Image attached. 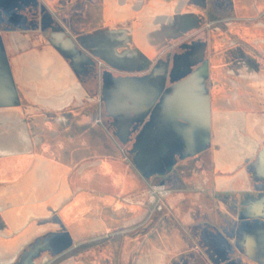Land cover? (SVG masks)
Masks as SVG:
<instances>
[{
    "label": "crops",
    "instance_id": "0c3cea01",
    "mask_svg": "<svg viewBox=\"0 0 264 264\" xmlns=\"http://www.w3.org/2000/svg\"><path fill=\"white\" fill-rule=\"evenodd\" d=\"M263 7L262 0H82L72 34L56 29L43 44L32 41V27L45 22L6 6L0 264L37 240L59 251L75 237L138 227L150 182L175 191L169 204L187 201L189 182L177 169L201 146L210 166L199 186L214 196L200 232L208 263L264 264V65L249 62L264 49ZM10 15L17 27L8 26ZM213 23L220 31L208 30ZM199 33L201 42L181 55V40H200ZM213 42L226 52L223 61L196 69ZM96 104L104 115H94ZM232 242L242 254H229ZM38 251L19 264H34ZM156 259L163 264L165 254Z\"/></svg>",
    "mask_w": 264,
    "mask_h": 264
},
{
    "label": "rangeland",
    "instance_id": "374dc122",
    "mask_svg": "<svg viewBox=\"0 0 264 264\" xmlns=\"http://www.w3.org/2000/svg\"><path fill=\"white\" fill-rule=\"evenodd\" d=\"M80 1L82 0H65V3L69 6L66 7L64 5L65 7H62L63 0H0V9L3 7L7 9L6 6H9V10H11L13 8L10 6H12L14 7L13 10L16 11V9L21 6L24 8L23 12L20 13L21 17L25 16L26 19L32 20V23L41 22V24H43V22H45L44 27L41 29L37 28L39 24L38 26L32 27V41H41L43 44H45L50 42V36L56 29H60L63 33L70 36L72 34V29L77 28L78 19L76 12L77 5H79ZM12 16L10 15L9 17L11 23H8V26L12 28L17 27L18 25H16V15L14 18ZM260 17L264 21V7L262 8ZM81 26V28H88L90 23H83ZM210 27H212L213 31L216 29L218 31L219 28L221 29L222 25L220 23H213L212 25H209V31ZM6 28L7 24L2 22L0 19V33ZM195 38H200V40H181L179 43L180 49L182 51L181 55L187 53L188 49L194 46V44H199L204 38V33L195 35ZM213 43L214 47L212 45V47L210 46V49L208 50L210 52V57L205 58L203 56L201 59H198L194 62V64L197 65L196 69H203L200 68V66L208 62L211 64H216L223 61L222 59L224 58L226 52L222 51L221 46L217 45L216 42ZM228 47L237 49L240 47L242 48L243 46L240 43L231 42ZM243 49L246 48L243 47ZM251 55L253 56H251L252 59L249 62L264 65V49L254 54L252 53ZM199 72L200 71H198L197 74L201 73ZM244 106L253 111V105L244 104ZM236 108L237 105H229L230 112L236 111ZM209 166L210 153L204 146L197 148V152L191 156L189 161L179 165L178 169L182 170L180 172L181 175H183L185 180L189 182L190 189L187 191L189 196H185L188 202L184 200V202L179 203V207L175 209L169 208L170 210H165V213L160 214L159 216L162 218L159 224L151 230L150 234L148 235L149 238L147 243H137L136 239L132 241L133 243H129L131 242V237L137 231L143 230V227H130L123 229L117 228L114 231L111 230L104 234H100V236L110 235L112 237L111 245L115 251L114 264H156L158 253L165 254L163 264H168L177 254L182 253L181 255H183L185 251L187 252L189 250L199 251L206 258L208 257L205 246L202 245V242L200 241V232H205L204 230L206 226L204 214L206 210H210V203L214 201V196H210L209 194H206L205 191H202L198 181L201 180V178H204V174L207 172ZM171 181L174 186L177 185V181L175 179L172 178ZM171 190L172 194H174L175 191L172 188ZM172 194L166 197L163 201V204H166V207L171 206V204L167 202V198H170ZM100 196L101 195L97 194L94 196V200L99 199ZM189 199H191V201ZM192 208H194V211ZM190 209L193 213H195V216L193 220H191L192 222H187L185 221V215ZM171 213L175 215L179 223L172 221L170 217ZM246 214L248 215V212H246ZM260 218L262 221L261 224L264 226V213ZM36 245H29L27 247V251L32 249V246ZM68 246V244L64 245L61 249H66ZM228 248L230 249L229 254L231 255H236L238 253L242 254V247L237 242L228 244ZM125 254L127 255L125 256ZM35 262L37 264H42V255L38 256Z\"/></svg>",
    "mask_w": 264,
    "mask_h": 264
},
{
    "label": "flooded vegetation",
    "instance_id": "af4514ba",
    "mask_svg": "<svg viewBox=\"0 0 264 264\" xmlns=\"http://www.w3.org/2000/svg\"><path fill=\"white\" fill-rule=\"evenodd\" d=\"M23 7H18L16 11H19L20 13L23 12ZM7 10L3 7L0 9V19L2 22L6 23L7 19ZM90 107V106H89ZM92 110L94 111V115H104L100 111L99 104L91 106ZM90 109V108H89ZM178 172H181L182 170L177 169ZM152 183L157 184H163L165 185L169 190L170 196L172 194V190L170 186L164 182V181H154L150 182L146 185L144 188L141 200L142 202L139 203L142 206L148 207V210H146V218L143 220V222L138 225V227L134 228H142L143 230L137 231L132 237L130 244L133 243L132 241L136 239V242L143 244L147 243L148 237H147V231L148 229L154 225L155 221L158 219L160 220L159 215L162 213H165V210H170L169 208L175 209L179 207V203L171 204L170 207H166V204H163L160 208L154 207L153 205H150L148 203V196H147V189L148 186ZM173 195V194H172ZM167 196V197H168ZM135 199V197H134ZM168 199V198H167ZM172 221L177 223V219L174 214L171 213L170 215ZM72 241L68 243V247L66 249H61L59 251H54L51 248L42 247L43 242L42 240H37L35 242H32V251L39 249L38 252H36L33 256L34 258V264H37L35 262L36 258L40 255H42V264H114L115 263V251L112 247V237L110 235H104V236H94V237H79V238H72ZM176 241V240H175ZM24 252V253H23ZM27 246L23 247V249L18 254L17 258L14 257L13 260L9 263L5 262L4 264H19L27 254ZM184 253V252H183ZM182 253L177 254L174 258L171 259V261L168 264H209L206 257L199 251H185L183 255ZM127 254H125L126 256ZM55 256V257H53ZM44 257V259H43Z\"/></svg>",
    "mask_w": 264,
    "mask_h": 264
},
{
    "label": "built area",
    "instance_id": "2783aa9c",
    "mask_svg": "<svg viewBox=\"0 0 264 264\" xmlns=\"http://www.w3.org/2000/svg\"><path fill=\"white\" fill-rule=\"evenodd\" d=\"M170 194V190L163 184L152 183L148 186V203L154 207L160 208L164 199Z\"/></svg>",
    "mask_w": 264,
    "mask_h": 264
},
{
    "label": "water",
    "instance_id": "95a60500",
    "mask_svg": "<svg viewBox=\"0 0 264 264\" xmlns=\"http://www.w3.org/2000/svg\"><path fill=\"white\" fill-rule=\"evenodd\" d=\"M211 204V203H210ZM239 218L240 220H245L247 218V214H246V209H245V206L241 203L240 204V207H239ZM178 239V238H177ZM176 240V239H175Z\"/></svg>",
    "mask_w": 264,
    "mask_h": 264
}]
</instances>
